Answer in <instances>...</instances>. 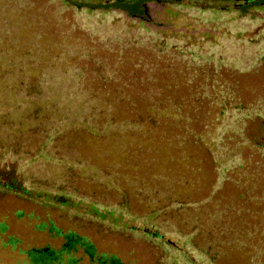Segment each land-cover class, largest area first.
Here are the masks:
<instances>
[{"label": "rangeland", "instance_id": "rangeland-1", "mask_svg": "<svg viewBox=\"0 0 264 264\" xmlns=\"http://www.w3.org/2000/svg\"><path fill=\"white\" fill-rule=\"evenodd\" d=\"M114 1L0 0V159L11 156L21 174L25 151L40 139L34 128L54 123L62 109L82 115L85 95H96L97 107L107 106L113 119L44 141L43 153L28 160L30 177L43 186L31 187L20 176L26 195L6 187L11 181L0 175V264H32L34 252L55 253L67 236L118 264H264V235L252 228L261 221L264 187H208L199 151L169 146L162 130L150 134L144 123L139 135L120 128L122 119L151 109L144 100H114L193 91L186 83L201 74L191 66L201 49L207 58L228 50L243 55L237 65L209 64L224 90L263 105L264 6L241 13L216 1L147 0L146 18L139 20L102 8ZM179 51L189 70L169 68L166 61ZM13 64L26 79L46 69L42 91L29 95L19 88ZM51 146L55 158L46 152ZM167 196L207 197L143 216ZM59 256L50 264H65L70 255ZM73 257L88 264L80 249Z\"/></svg>", "mask_w": 264, "mask_h": 264}, {"label": "trees", "instance_id": "trees-1", "mask_svg": "<svg viewBox=\"0 0 264 264\" xmlns=\"http://www.w3.org/2000/svg\"><path fill=\"white\" fill-rule=\"evenodd\" d=\"M146 1L115 0L111 4L102 5V8H113L124 12L130 18L144 20L146 18L144 5ZM207 1L231 4L241 13H245L251 8L264 6V0ZM157 2L177 5L180 4L181 0H157ZM71 6H74L73 3ZM244 38L247 44H252L249 36H245ZM238 41H242V39H238ZM225 43L227 44V42ZM177 44V48L181 49L179 47L180 44ZM155 50L159 54L163 53V47L160 50L155 48ZM201 52L202 50L198 49L197 54L190 53L191 55L196 54L195 57L197 56L196 58L200 60L198 64L195 62L196 64L192 63L191 66L195 67L193 70L201 74L197 78H190L186 83L192 88H196L193 91L176 96L159 94L153 96L127 97L123 94L116 95L114 97L116 102L124 101L128 103L142 99L151 107V109H147L142 113H137L134 116L122 119L120 128L127 130L131 134L139 135L143 132L141 125L144 123L149 127L150 134L155 133L159 129L162 130V137L169 146L176 147L182 151L190 149L199 151L210 172L208 187H264V104L257 106L254 103H245L234 91L224 90L227 84L217 79V70H215L216 67L220 66H227L229 64L237 65L244 57H242L243 55L238 56L236 52H230L228 50V54L225 51L224 54L219 53L220 55L218 57L207 58ZM178 53L180 54L177 55L178 57L166 61L169 64V68L171 69L173 63L179 64L178 66L181 70H189V65L183 64L185 56L182 51ZM258 53L260 54L259 56L263 55L261 51ZM229 54L232 55V58ZM203 62H208L207 64L214 63L217 66L214 69L210 64L209 66L203 65ZM14 66L18 71L19 79L17 86L19 88L25 90L29 95H36L42 91L45 83L46 69H42L38 77L26 79L21 73V67L16 64H13ZM74 70L78 69L75 68ZM205 71H211V77ZM106 82H110V80L106 79ZM143 83L150 84L151 80L145 79ZM77 85H81V83H77ZM219 88L222 89L220 90ZM85 98V111L82 115H73L71 114V110L62 109L63 111L56 114L54 123L52 122V124L47 126L41 125L37 126L36 129L34 128V130L38 131L40 139L35 147L30 151H25L27 153V160L22 159V162L26 164V167L20 171L21 174H18V171H16L17 169L19 170V165L16 166L17 168H13L15 161L10 159L11 156H7V161L5 162L3 159H0V175L5 177L6 180L11 181L10 185H5L6 187L11 190L18 187L16 189L26 195L27 191L22 189V182L24 180L22 179L23 181H20V176L23 178L27 177L32 185L31 187L43 186L41 183L38 184V179H32L30 177L28 160L43 153L44 141L47 139L53 138L56 140L66 131L81 127L95 129L100 118L101 121L104 120L107 124L112 123L113 119L110 116L107 106H102L101 109L97 107L96 95H85ZM105 102L108 103V100H105ZM169 103L171 106L169 110L154 109V107L161 109L162 106ZM2 142L3 140H0V145H2ZM46 152L51 153L53 158H55L56 151L53 146ZM57 159L61 160L60 158ZM207 196H204L202 200L206 199ZM202 200L189 198L175 199L167 196L165 202L160 204V207L147 210L143 213V216L154 211L162 213L169 208L188 206L198 201L201 202ZM260 207L262 214L261 221L254 224L252 228L254 231H258L264 235V195L260 200ZM176 233L183 236L185 231L181 232L176 230ZM77 249H80L82 255L87 258L88 264H118L96 258L92 255L87 245L71 238V236L65 237V242L62 244L60 250L55 253L45 252L44 250L34 252L31 255V263H57L60 260L59 255H70L65 264H79V259L73 257Z\"/></svg>", "mask_w": 264, "mask_h": 264}]
</instances>
